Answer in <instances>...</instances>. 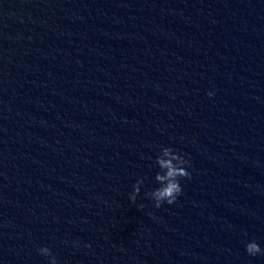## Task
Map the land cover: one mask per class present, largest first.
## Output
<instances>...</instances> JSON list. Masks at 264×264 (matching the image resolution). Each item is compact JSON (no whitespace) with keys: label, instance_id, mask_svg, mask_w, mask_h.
<instances>
[{"label":"water","instance_id":"1","mask_svg":"<svg viewBox=\"0 0 264 264\" xmlns=\"http://www.w3.org/2000/svg\"><path fill=\"white\" fill-rule=\"evenodd\" d=\"M161 146L191 177L156 208ZM252 240L264 0H0V264H264Z\"/></svg>","mask_w":264,"mask_h":264},{"label":"clouds","instance_id":"2","mask_svg":"<svg viewBox=\"0 0 264 264\" xmlns=\"http://www.w3.org/2000/svg\"><path fill=\"white\" fill-rule=\"evenodd\" d=\"M211 97L213 92H208ZM155 164L159 171L155 174V181L159 187L147 192L146 195L154 201V206L160 208L164 203L169 205L176 202L177 197L182 193L180 184L181 178H190L191 173L187 170L190 166V161L186 159L185 154L179 153L172 147L161 146L159 154L155 157ZM143 184V178H138L133 185V192L129 194V200L135 202L136 196L140 191V185ZM142 207V205H141ZM85 247L90 245L85 244ZM247 254L250 256L264 255V249H261L259 244L252 240L245 246ZM37 252L43 256L49 257L50 264H57L56 257L52 254L51 249L46 246L37 248Z\"/></svg>","mask_w":264,"mask_h":264}]
</instances>
